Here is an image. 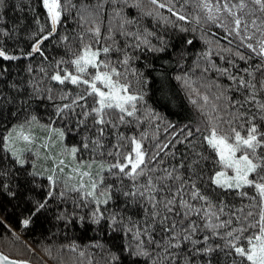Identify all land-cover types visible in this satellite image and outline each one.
Here are the masks:
<instances>
[{
  "label": "snow or ice",
  "instance_id": "snow-or-ice-1",
  "mask_svg": "<svg viewBox=\"0 0 264 264\" xmlns=\"http://www.w3.org/2000/svg\"><path fill=\"white\" fill-rule=\"evenodd\" d=\"M37 3L43 15L9 28L0 0V194L8 201H0V224L11 233L4 241L21 239L9 206L27 230L55 201L56 221L100 234L83 247L61 246L87 264H264V0ZM28 7L36 12L32 0ZM142 17L191 34L177 49ZM198 30L206 43L209 33L223 39L193 59L187 49ZM53 37L65 54L50 60L44 45ZM34 53L42 60L9 79L7 61ZM157 53L176 65L174 77L151 65ZM181 89L197 114L187 123L158 110L183 107ZM0 264L35 262L0 250Z\"/></svg>",
  "mask_w": 264,
  "mask_h": 264
},
{
  "label": "trees",
  "instance_id": "trees-1",
  "mask_svg": "<svg viewBox=\"0 0 264 264\" xmlns=\"http://www.w3.org/2000/svg\"><path fill=\"white\" fill-rule=\"evenodd\" d=\"M18 0H5L6 7L4 9L5 15L8 17L6 21V25L11 28L12 22L17 18H23L26 21L31 22V18L34 15H43V7L41 4L37 3V0H32V7L36 9L34 13L28 7V0H23V7L22 9H18L15 7ZM92 3H95L96 0H91ZM144 3L147 5L150 3V0H144ZM135 9L132 10V14H135ZM148 26L153 27L154 30L160 32L162 35H168L171 43L179 49L182 46V40L187 38L188 34L179 33L178 31L173 30L172 24H163L162 22L157 25L152 21L150 17H142L141 18ZM108 25V18L107 16L104 17V31L107 30ZM71 27H75V25H71ZM64 29L61 28V32ZM205 31H208L207 29ZM219 32V30H217ZM18 35V44H24L25 47L30 50V46L25 43V37L23 34H14ZM120 41H123V37H119ZM223 36H220V39H216L214 41L213 35L211 33L208 34L207 43L200 38L199 30L195 34V46L189 47L187 52L192 58H195V53L202 51L204 48L208 46L209 43L219 44ZM55 37L49 39L44 47L49 54L50 60H55L60 56H63L64 48L62 44H55L54 43ZM8 43L9 50H12V44L10 41H6ZM51 45V47H49ZM101 46H103V42H101ZM227 46V44H225ZM20 48L16 47L15 51H19ZM168 53H172V48L169 47L166 49ZM113 57L117 54L115 52L112 53ZM144 56H149L147 52L144 53ZM168 56H161L159 53L155 54L154 56L149 57V62L154 68L163 69L168 68L172 69L168 74L174 77V72L176 69V65L174 64H165L164 61L168 60ZM214 59L217 63H222L219 60L218 56H215ZM42 60V56L40 53H34L33 57H21L18 61H7V64L10 68V75L9 79L11 78H21L24 76L23 68L24 65L28 63L38 64ZM143 58L139 61V64H143ZM5 61L0 58V65L4 64ZM255 64V61L252 62ZM189 66H191V60H188ZM243 65V62H241ZM186 70V69H185ZM17 73L20 76H17ZM153 75H159L158 72H153ZM209 75L214 76L215 73L212 72ZM224 83H229L227 77H223ZM47 83V81H45ZM173 84H176L177 88L179 89V84L174 80L172 81ZM53 87L59 90L58 82H52ZM68 87L72 88L73 91H78L76 86L71 84ZM58 94V91H57ZM149 94H151L149 92ZM180 97L184 98V105L183 107L173 106L171 112L167 109H158L159 111H164L168 114V118L174 121H180L183 123H187L188 120H194L197 118L196 111L193 109L192 105L187 101L184 97L183 90L181 89L179 92ZM151 102V101H150ZM172 113H179V115H174ZM2 127V125H0ZM145 128H148L149 125L147 123L144 124ZM139 131V130H137ZM161 138H165V133L163 130L160 132ZM145 146H148V141H145ZM179 148L183 149V144L179 145ZM246 199V198H245ZM0 201L4 203H8L6 196L0 194ZM14 203V202H12ZM65 205L60 204L59 207L63 208ZM69 210H71V205H68ZM57 205L56 202L53 201L51 210L47 213L42 214L39 216L35 223L30 226L27 230H21L16 221L20 216V211L17 210L13 212L11 210V206H9V212L7 214V219L9 223L13 224V227H16V230L20 232L21 239L17 241H4L5 236H10V232L5 231V225L0 224V250L8 251L13 256H19L21 258H28L35 262V264H76V262H80V264H87L84 258L79 256L78 252H73L69 250L66 246L61 247L62 245H67L72 241H76L81 247L88 244L90 240L93 239H100V234L98 232H94L92 230V226L85 227L84 225L79 224L78 222L65 224L63 221H56L53 217L56 213ZM4 213L0 212V215ZM107 235V234H106ZM26 245H31L32 249H35V252H32L31 249L27 248ZM51 251V255H49V249ZM222 259V257H221Z\"/></svg>",
  "mask_w": 264,
  "mask_h": 264
}]
</instances>
